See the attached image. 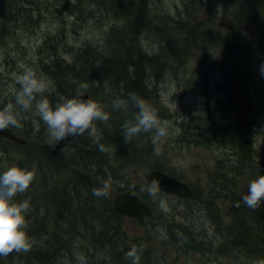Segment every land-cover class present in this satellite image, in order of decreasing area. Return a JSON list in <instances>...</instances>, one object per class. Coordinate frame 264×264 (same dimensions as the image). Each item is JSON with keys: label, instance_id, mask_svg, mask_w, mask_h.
Returning a JSON list of instances; mask_svg holds the SVG:
<instances>
[{"label": "rangeland", "instance_id": "1", "mask_svg": "<svg viewBox=\"0 0 264 264\" xmlns=\"http://www.w3.org/2000/svg\"><path fill=\"white\" fill-rule=\"evenodd\" d=\"M103 1L86 0L85 3L77 4L75 0H25L24 3L23 0H12L11 16L7 19L4 35L0 38V108L8 103L15 104V93L20 87L16 83L15 76L23 71L21 65L32 68L38 78L51 82L54 91L51 95L48 93L44 95L53 107L57 102H62L61 98L78 99L81 94H89L84 90H79L74 95L71 92L70 96H65L61 90L58 91L56 78L45 73L42 64L45 61V64L49 65L54 58V62L63 67L71 65L83 48L93 46L103 49V45L108 44L110 29L119 23L109 3L107 1L103 3ZM132 1H142L148 6L150 17L160 30V32L149 30L142 34L141 44L146 52L167 54L165 46L170 42L169 39L175 38L176 35L177 39L183 42L182 46L187 45V48L182 52L180 59L167 57L168 65L164 73L157 79L153 77L150 80L152 85L150 91L151 95H156L154 102L160 112L159 118L169 121L171 125L170 134L163 138V142L159 145L160 155L154 154L153 133H140L128 141L136 142L139 147H146V150H149L145 156L141 155L138 158L140 163L137 165L128 162L117 163L111 159L103 174L106 177L105 181L110 185L109 188L123 191L136 189L138 195L154 209V215L150 219H143L142 223L132 219H121L118 222L112 217L114 221L109 220L113 226L117 222L127 238L131 239L130 241L139 239L138 243H141L150 255L148 264H253V260L246 255L234 259L215 254L210 245L219 239L220 232L213 230L206 231V234L201 235L202 238L197 236L198 240L189 245V249L177 250L172 245V235L177 238L179 227L183 225V221H186L184 218L186 205L178 199L165 195L160 190L155 197L150 196L146 190L149 184L145 180V176L153 171L154 165H162L166 168L167 174L178 176L179 180L187 183L197 192L203 193V198L206 199L214 188V183L209 176L217 169V161H226L224 163L227 165L232 163L234 153L212 145L206 147L207 143H211L216 136L214 133L199 130L200 127L195 122L200 120L212 124L211 121L215 120L225 123L229 131L233 129L231 123L234 116L228 110H223L226 107L220 108V102L224 100L223 95L218 91L222 82L221 73L233 64L229 62V52L222 38L232 32L231 27L233 20L238 17L237 14L248 12L244 9L246 3L244 0H198L190 4L192 12H188L185 7L186 0ZM199 2L200 5H197ZM75 3L76 6L73 9L68 7V5L74 6ZM218 4L223 6L219 16L216 11ZM257 15L259 17L255 16L256 18L251 21L262 20L264 22V12ZM188 21L196 27L194 30L184 27L186 33L180 36L178 27ZM245 30L255 35L259 29L250 23L248 27L243 26V33ZM163 42L166 45L161 47ZM210 47L214 48L215 57L209 54ZM256 64L258 62L245 64L252 69L257 68V75L249 83L253 98H257V94L264 92V74L261 73L259 64ZM261 66H264V61ZM47 68L54 69V65L51 64ZM104 87L109 89L107 86ZM104 87H102L101 95L97 97L89 94L91 99L100 104L110 116L107 123L95 122L97 137H90L87 133L88 140H91L92 144H96L101 137L112 131L110 122L113 117L112 106L110 104L111 107H106L103 103L106 101L102 96L105 93ZM37 99L40 97L38 96ZM21 116L24 117L20 121L23 126L12 128L28 140L30 147L19 148L0 137V174L12 167V163L22 164L27 170L34 172L35 178L32 185L23 193L29 197L36 191L34 200L23 198L19 194V202L30 201V211L26 214L27 226H34L37 220L44 223L45 227L52 229L53 209L49 206L48 197L45 196L43 188L46 191H53L55 187L57 189L74 187V177L67 168L60 164L63 162L56 159L71 157L73 148L77 146L81 137L74 138L71 142L52 141L47 135V126L39 116L35 115V104H33L32 111ZM33 120L37 121L38 127L33 124ZM191 135L197 136L200 140L195 142ZM121 136L124 139V135L121 134ZM262 137H264V131L258 130L254 137L255 147H260ZM42 146L47 147L45 154L32 151ZM51 153L60 154L55 155L56 159H54ZM107 154L110 155L111 150H108ZM254 159L259 162L261 157L260 155L254 156ZM105 160L110 159L105 157ZM30 161L33 166L38 167L37 171L30 165ZM248 165L244 163L241 171L227 174L228 181L221 182L229 189L235 184L241 201L248 192L249 183L258 178L256 172L252 176V169L244 168ZM127 167L129 170L126 169ZM75 168L84 170L81 164L70 166L72 171H75ZM79 191L81 199L89 196L86 189L79 187ZM227 196V193H223L224 200L219 199L217 202L221 205L225 217L229 219L234 205L227 201ZM103 198L96 197L94 208L98 212L105 210ZM161 201L165 203L163 208ZM260 207H262L259 209L260 214H264V201L261 202ZM187 220L202 227L201 214L196 215L194 220L192 216H188ZM93 224L99 226L102 221L95 220ZM73 241L74 243L68 246L69 249L62 252L58 264H86L88 261L86 257H89L90 261L106 258L111 264H120L112 262L110 255L105 251L91 249L88 242L78 235L73 238ZM202 243L204 245L200 247ZM194 245H197L198 249H195ZM130 249L121 248L125 254ZM26 263V261L23 262V264Z\"/></svg>", "mask_w": 264, "mask_h": 264}, {"label": "trees", "instance_id": "2", "mask_svg": "<svg viewBox=\"0 0 264 264\" xmlns=\"http://www.w3.org/2000/svg\"><path fill=\"white\" fill-rule=\"evenodd\" d=\"M75 1L77 4L86 2V0ZM106 1L117 17V23H119L110 29L108 44L103 45V49L93 46L83 48L71 65H64L63 67L57 62L55 63L53 58L52 63L46 65L43 61L42 66L45 73L56 78L58 91L61 90L65 96H70L71 92L74 95L77 91L84 90L97 97L101 95L102 87L107 86L109 89L104 87L105 93L102 96L106 100L103 102L106 107L112 106L113 117L110 121L112 131L101 137L96 144H92L91 140H88L87 132H85L80 136L81 140L73 148V153L68 159L66 157L56 159L55 155L59 156L60 153H51V157L63 162L60 164L67 168L74 177V187L72 189L66 187L57 189L55 187L53 191H46L43 188L45 196L48 197L49 206L53 209V228L45 227L44 223L37 220L34 226H27L26 231L34 240L31 249L19 253L14 251L6 257L0 256V264H23L25 261L26 264L32 262L36 264H58L62 252L68 250V246L74 243L72 240L76 235L88 242L91 249L105 251L114 263H132V260L126 257L121 248L129 249L133 245L137 246L138 249L142 247V251L138 253L140 255L139 264H148V260H150L148 251L141 243H138L139 239L130 241L131 239L127 238L117 222L114 226L112 225L109 219L118 222L121 219L112 212L109 194L103 198L105 210L98 212L94 208L96 196L93 195L92 190L102 187L106 178L103 175L104 170L111 159L117 163L128 162L137 165L140 163L138 158L149 152L146 147L141 148L136 142L126 143L121 136L124 133L123 124L132 118L136 109L130 107L127 111L116 110L113 108L112 101L116 98L127 99L128 94L134 92L155 108L160 117V112L155 107L154 102L156 95H151L150 80L153 77L157 79L164 73L168 65L167 57L180 59L187 45L182 46L183 42L178 40L176 35L175 38L169 39L170 42L167 45L165 42L161 44V47L166 45L167 54L146 52L141 44L142 34L149 30H159L150 17L148 6L142 1L104 0L103 3ZM197 1L186 0L185 7L188 12H192L190 4ZM197 5H200V2ZM75 6L76 3L72 7L68 5L71 9ZM244 9L248 12L238 13V17L233 20L232 32L222 38L229 52V62L233 64L221 73L222 82L218 91L223 95L224 100L220 102V108L226 107L223 110H228L234 116L231 123L233 129L229 131L224 125L225 123H219L215 120L211 121L212 124L200 120L195 122L200 127L199 130L214 133L216 136L211 140V143H207L206 147L212 145L225 148L234 153V159L230 165L225 164L226 161H217V169L209 176V179L214 183V188L209 192L206 199L203 198V193L195 190L196 197L194 199L180 200L186 205L184 209L186 221H183V225L179 227L178 237L175 238L172 235V245L177 250L185 251L190 248L189 245L198 240L197 236L202 238L201 235L206 234V231H218L220 232L219 239L210 245L215 254L233 257L234 259L246 255L253 260V264H259V262L264 261V214H260L259 211L262 207L257 209L260 214L258 215L257 210L248 208L243 204V200L239 199L235 184L231 189L221 184V182L228 181L227 174L233 171H241L244 163L249 164L244 168L252 169V176L255 172L258 176L264 175V137H262V144L259 148L255 147L254 144L255 133L258 130L264 131V92L257 94V98L251 97L252 92L249 83L257 75V68L252 69L250 66H245V64L258 62L262 68V61H264V22L262 20L252 22L251 20L259 17L257 14L263 12L255 10L247 4ZM6 22L7 20L2 22L3 33ZM250 23L259 29L255 35L247 33V30L243 33V26L248 27ZM184 25L178 27L180 36L186 33L184 27L191 30L196 27L189 21L185 22ZM217 38L220 39V37ZM51 64L54 65V69L47 68ZM82 85H86V87H82ZM260 95L261 97H259ZM25 114L21 113L23 116ZM191 137L195 139V142L200 140L195 135H191ZM10 144L23 149L30 147V144L25 147ZM108 150H111L110 155L107 154ZM32 151L45 154L47 147L42 146ZM258 155H260L261 160L256 162L254 156ZM105 157L110 160L106 161ZM31 163L30 161V165L37 171L38 167ZM12 164V167L26 169L22 164ZM72 164H81L84 170L75 168V171H72L70 170ZM61 165H59L60 168ZM126 169L129 170V167ZM152 169L167 172L162 165H154ZM176 177L179 179L178 176ZM79 187L86 189L89 196L81 199ZM131 191L138 195L136 189ZM36 193L34 191L29 197L24 194H20V196L34 200L33 197L36 196ZM223 193H227V201L234 205V209L231 208L233 211L229 219L225 217L221 205L217 202L219 199L224 200ZM18 195L14 197L17 202L20 199ZM237 203H239V207H237ZM200 214L202 216L201 228L187 220L188 216H192L194 220L196 215L199 216ZM95 220L102 221V224L95 226L93 224ZM143 221L141 219L139 223ZM203 245L204 243L200 247ZM194 248L198 249V246L194 245ZM86 258L88 259L86 264H111L106 258L93 259L92 261L89 260V257Z\"/></svg>", "mask_w": 264, "mask_h": 264}, {"label": "clouds", "instance_id": "3", "mask_svg": "<svg viewBox=\"0 0 264 264\" xmlns=\"http://www.w3.org/2000/svg\"><path fill=\"white\" fill-rule=\"evenodd\" d=\"M222 4L217 5V16L220 15ZM209 54H214V48H209ZM23 71L15 76L16 83L20 86L15 93V104L8 103L0 108V130L9 127L21 128V113L33 110L35 115L47 126V135L54 142L66 141L69 137L77 138L85 132L91 137H97L95 122L107 123L110 116L103 107L92 99H66L57 102L53 107L45 93L49 95L54 91L51 82L38 78L37 73L30 67L21 65ZM264 74V66L261 68ZM86 87V85H82ZM40 99H37V97ZM116 110L127 111L130 107L136 109L132 118L123 124L124 140L127 143L131 138L143 133H153L152 143L155 146L154 154L160 155L159 145L163 138L168 136L170 122L159 118L157 111L146 100L134 92L128 94L127 99L116 98L112 101ZM39 126L36 120L32 121ZM34 172L19 167L7 168L0 174V256H8L12 252H27L31 249L34 240L29 236L27 229V213L30 211V201L17 202L14 197L25 193L34 181ZM109 183L105 181L100 188H93V195L106 197L109 193ZM150 196L155 197L159 192V180L153 179L147 187ZM264 201V175L252 180L248 186V192L243 196V204L248 208L257 210ZM237 203V207H239ZM161 207L165 203L161 201ZM142 251L133 245L126 252V257L132 260V264H139ZM264 264V261L259 262Z\"/></svg>", "mask_w": 264, "mask_h": 264}, {"label": "water", "instance_id": "4", "mask_svg": "<svg viewBox=\"0 0 264 264\" xmlns=\"http://www.w3.org/2000/svg\"><path fill=\"white\" fill-rule=\"evenodd\" d=\"M244 1L252 8L264 11V0ZM7 2L8 0H0V20L5 17ZM79 99H90V97L87 94H82L79 96ZM0 136L18 145L27 144L25 139L16 136L10 128L0 130ZM72 139L73 137H69L67 141H72ZM153 179L159 180V190L161 192L174 198L189 200L193 199L196 195L186 183L162 171H151L145 176V180L148 184H150ZM108 194L112 201V212L120 219L141 220L151 218L154 215L153 208L142 201L133 191L119 192L114 189H109Z\"/></svg>", "mask_w": 264, "mask_h": 264}, {"label": "flooded vegetation", "instance_id": "5", "mask_svg": "<svg viewBox=\"0 0 264 264\" xmlns=\"http://www.w3.org/2000/svg\"><path fill=\"white\" fill-rule=\"evenodd\" d=\"M12 3V1H8V3H7V6H6V15H5V18L3 19V20H1L0 21V31H1V36H0V38L4 35V33H3V27H2V22L3 21H5V20H7V19H9L10 18V16H11V6H10V4ZM11 20V19H10ZM7 35V34H6Z\"/></svg>", "mask_w": 264, "mask_h": 264}]
</instances>
